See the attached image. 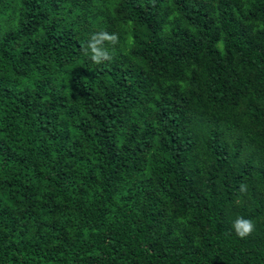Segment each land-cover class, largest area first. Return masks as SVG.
<instances>
[{
    "label": "trees",
    "instance_id": "trees-1",
    "mask_svg": "<svg viewBox=\"0 0 264 264\" xmlns=\"http://www.w3.org/2000/svg\"><path fill=\"white\" fill-rule=\"evenodd\" d=\"M0 264H264V0H0Z\"/></svg>",
    "mask_w": 264,
    "mask_h": 264
},
{
    "label": "clouds",
    "instance_id": "clouds-1",
    "mask_svg": "<svg viewBox=\"0 0 264 264\" xmlns=\"http://www.w3.org/2000/svg\"><path fill=\"white\" fill-rule=\"evenodd\" d=\"M118 41L116 34L109 35L106 32H99L93 34L88 41L86 48L82 49L83 54L89 56L91 61L94 64H101L105 61H110L112 56L109 54V51L104 47V43L108 42L112 45H115ZM245 190V186L241 185V192ZM254 223L243 217H237L233 224L232 229L235 232L236 236L243 239L247 237L254 230Z\"/></svg>",
    "mask_w": 264,
    "mask_h": 264
}]
</instances>
